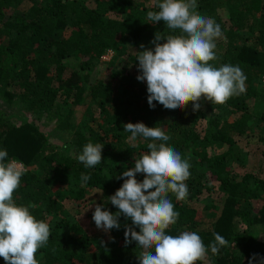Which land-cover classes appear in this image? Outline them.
<instances>
[{
	"label": "trees",
	"instance_id": "1",
	"mask_svg": "<svg viewBox=\"0 0 264 264\" xmlns=\"http://www.w3.org/2000/svg\"><path fill=\"white\" fill-rule=\"evenodd\" d=\"M147 1L0 0V150L6 149L8 159L24 166L20 187L13 193L15 203L34 205L30 213L50 226L47 246L36 253V259L37 255L41 257L38 264L139 263L136 242L125 246L124 225L131 224L130 220L125 221L121 215L119 230L92 238L63 204L65 196L82 199L87 189L94 188L100 191L99 200L105 210L118 211L108 202V197L123 184L117 176L134 166L133 158L150 151V141L128 139L131 134L124 131L123 125L129 122L163 128L170 136L167 144L181 155L191 150L195 161L185 181L189 197L214 188L205 184L206 178L212 182L208 174L218 182L222 193L219 213L205 229H198L200 213L169 193L180 215L165 234L196 232L206 248L214 241L213 233L220 234L229 246L221 248L218 255L209 249L210 264H248L253 254L264 257V240L254 231L256 226L264 229V179L234 175L227 165V151L215 152L218 146H232L237 136H248V99L259 94L249 84L264 78V0H224L228 24L219 15L216 0H197V11L213 18L222 30V36L215 41L217 59L209 63L217 68L222 64L238 65L247 78L243 94L230 97L222 105L202 98L199 111H193L192 102L174 111L156 102L154 109L148 105L147 85L136 79V51L142 50L141 44L154 48L150 42L156 32L179 33H172L163 21L147 23V12L158 10L156 5L162 0H151L149 7ZM23 2L28 6L17 12ZM9 10L13 12L11 19L5 16ZM108 50L114 53L110 65L122 56L128 61L120 69L110 70L106 81L88 89L83 83L89 81L88 75L69 69L63 61L71 54L84 58L80 61L83 68ZM130 64L132 71L128 70ZM260 95L264 98V90ZM64 101L66 110L62 107ZM3 105L22 107L31 117L23 121L11 119ZM80 105L86 106L84 119L75 125L72 117ZM44 115L54 116L55 129L70 137L72 152L53 147L40 128ZM259 119L262 125L258 140L264 145V114ZM92 122L95 127L90 125ZM89 142L104 144L102 164L90 169L77 159ZM81 173L90 176L86 183L81 181ZM70 177L75 187L65 186L63 193L52 191L53 183L63 184ZM136 178L142 181L144 174ZM0 264H5L2 257Z\"/></svg>",
	"mask_w": 264,
	"mask_h": 264
},
{
	"label": "clouds",
	"instance_id": "2",
	"mask_svg": "<svg viewBox=\"0 0 264 264\" xmlns=\"http://www.w3.org/2000/svg\"><path fill=\"white\" fill-rule=\"evenodd\" d=\"M156 7L158 10L147 12V23L163 21L167 29L179 34L156 32L150 42L154 48L141 44L142 50L136 51V79L147 84L150 108L159 103L174 111L192 102L193 111H199L202 98L222 105L246 91L247 78L238 65L222 64L217 68L209 63L217 59L215 41L222 36V30L213 18L197 11V0H162ZM123 129L131 134L130 141H150V151L135 157L134 166L117 176L123 184L108 197V202L118 211L113 213L102 204L95 205L92 219L97 229L105 233L119 230L121 215L125 221L130 220L131 224L124 225L125 246L136 242L139 264H197L207 258L209 249L218 255L221 248L229 246V241L215 232L207 248L196 232L165 234L180 215L169 193L177 201L188 196L185 181L190 177L189 159L167 144L170 136L163 128L129 122ZM103 147L101 143L85 144L78 161L89 169L101 165ZM103 170L107 174V169ZM137 174H144L142 181L137 180ZM22 175V168L8 159L7 150H0V257L5 264H38L36 253L47 246L50 238L49 224L37 220L29 211L34 205H17L13 199ZM80 179L86 183L90 176L81 173ZM254 261L264 264V257L253 254L248 264Z\"/></svg>",
	"mask_w": 264,
	"mask_h": 264
},
{
	"label": "rangeland",
	"instance_id": "3",
	"mask_svg": "<svg viewBox=\"0 0 264 264\" xmlns=\"http://www.w3.org/2000/svg\"><path fill=\"white\" fill-rule=\"evenodd\" d=\"M216 2H218L219 15L226 22L227 12L224 9V0H216ZM151 4H153L151 0L146 2L147 7H149ZM27 6L28 3L23 2L18 8H16V11L20 12L26 9ZM11 14H13V12L12 10H9L6 12L5 16L11 19L12 16H9ZM226 24H228V22H226ZM133 51L131 52L135 53ZM113 54L114 53L112 51V54L109 55L106 60H103L101 58L94 59L83 68H81L80 66V61L85 60L84 58H76L71 54L65 57L63 61L69 69H76L80 73V75H83L85 73L88 75L89 81L86 83L83 82L85 88L88 89L91 85H94L99 81H106L110 70L120 69L125 64V62L128 61V57L122 56L116 59L114 65H110L109 61L112 59ZM133 69L134 67L130 64L128 66V70L132 71ZM144 83L146 84V82ZM249 86L257 88L259 94L257 97H251L248 99V112L251 115V118L248 122V136H237L235 143L232 146H218L215 149V152L222 153L224 151H227V165L229 170L234 175L250 174L264 179V145L258 140L260 135L259 127L262 125L259 117L264 114V98L260 95L264 90V78L255 80L253 83L249 84ZM62 107L65 110L67 109V103L65 101L63 102ZM85 107V105H80L74 109L72 122L75 125H80L82 120L84 119L83 113ZM3 108L8 116L16 121H23L31 117L28 112H26L22 107L19 106L7 107V105H3ZM231 116H229L230 119L232 118ZM56 124L57 121L52 115H44L40 118V128L43 132H45V134L48 135L53 147L57 150H63L66 153L72 152L70 137L64 132L57 131L55 129ZM90 125L95 127L94 122L90 123ZM182 158H188L190 165H192V162L195 161V156L192 154L190 149L183 151ZM132 160L135 159L133 158ZM207 177L212 180V182L208 181L206 178L205 184H212L214 186L212 190L202 189V192L200 194L192 197L187 196L184 201H179L187 203L188 205L194 207L200 213V219L202 220V222L199 225L198 229L208 228L210 226V223L213 221L214 216L219 213L220 207L222 205V193L218 190V182L214 179H211L209 174L207 175ZM72 183L74 184V180L70 177L67 182L63 184L53 183L51 188L54 193L57 191L63 193V189H65V186L68 187L69 185H71L72 187H75L74 185H72ZM250 185L251 187L254 186V178H252ZM99 197L100 191L94 188H90L86 190V194L82 199H73L68 198L67 196L63 198L65 210L68 211V213L81 224L86 234L91 236L92 238L105 233L104 231L97 229L95 222L92 219L95 205L102 204L104 206V204L99 200ZM254 231L260 233L259 237L264 240L263 226H256ZM63 233H65V231H63ZM37 259L41 260L40 255H37ZM199 262H202V264H210V262H208V258H206L204 261Z\"/></svg>",
	"mask_w": 264,
	"mask_h": 264
},
{
	"label": "built area",
	"instance_id": "4",
	"mask_svg": "<svg viewBox=\"0 0 264 264\" xmlns=\"http://www.w3.org/2000/svg\"><path fill=\"white\" fill-rule=\"evenodd\" d=\"M111 54H112V51L108 50L104 55H102L101 59L106 60L107 57H109V55H111ZM16 163L22 168V170H24L23 164H21L19 162H16Z\"/></svg>",
	"mask_w": 264,
	"mask_h": 264
}]
</instances>
